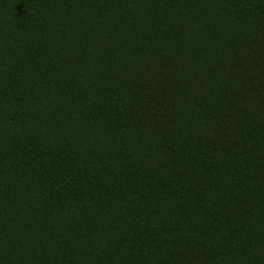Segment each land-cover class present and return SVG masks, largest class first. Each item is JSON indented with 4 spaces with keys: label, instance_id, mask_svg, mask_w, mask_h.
Segmentation results:
<instances>
[{
    "label": "trees",
    "instance_id": "trees-1",
    "mask_svg": "<svg viewBox=\"0 0 264 264\" xmlns=\"http://www.w3.org/2000/svg\"><path fill=\"white\" fill-rule=\"evenodd\" d=\"M0 264H264V0H0Z\"/></svg>",
    "mask_w": 264,
    "mask_h": 264
}]
</instances>
